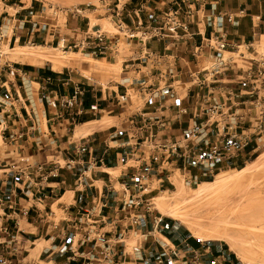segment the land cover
<instances>
[{"label":"crops","instance_id":"0c3cea01","mask_svg":"<svg viewBox=\"0 0 264 264\" xmlns=\"http://www.w3.org/2000/svg\"><path fill=\"white\" fill-rule=\"evenodd\" d=\"M175 1L97 0L68 8L43 0H0V226L10 232L13 264H98L89 262V256L114 241L134 212L121 198L128 173L148 160L158 164L148 168L161 180L155 171L164 159L148 141L150 134L170 128L180 138L192 125L191 113L179 114L181 108L190 111L193 102L195 88L187 71L212 61L201 54L196 63L193 47L216 33L238 47L264 35V0H211L193 13L187 32L177 28L178 36L165 33L144 42L140 30L153 25ZM50 6L60 11L53 13ZM115 8L139 38L123 49V78L110 91L76 82L44 64L2 58L4 47L20 43L66 46L87 28L102 29L100 22H90L94 12L97 21L113 23ZM239 10L243 13L227 21L226 14ZM143 49L162 62L147 58ZM121 87L124 95L118 93ZM62 99L67 100L63 112ZM19 130L24 135L12 140ZM39 164L45 171L56 166L57 175L41 179L33 172ZM24 170L31 172L29 177ZM38 235L43 240L38 260L27 254L20 258L18 244L37 241ZM3 236L0 232V242ZM132 236L135 242L129 246ZM221 241L199 240L172 218L147 213L125 233L124 243L115 245L114 261L154 264L161 259L170 264L171 258L192 264L196 251L203 264H246Z\"/></svg>","mask_w":264,"mask_h":264},{"label":"rangeland","instance_id":"374dc122","mask_svg":"<svg viewBox=\"0 0 264 264\" xmlns=\"http://www.w3.org/2000/svg\"><path fill=\"white\" fill-rule=\"evenodd\" d=\"M43 1L68 8L75 6L80 2L97 3V0ZM90 8H92V5ZM96 14L97 12H94L89 15L91 24L100 22L104 32L109 34L116 32L113 23H110L108 19L97 21L95 18ZM62 18L63 16L58 17L59 22H61ZM20 46L23 47L22 50L19 48ZM16 47L19 49L16 50ZM125 47L126 44L122 39L118 55L115 57L114 61L113 58L104 59L100 57H91L83 52H78L77 50L71 51L62 44L58 46L57 44H53L51 46L49 43L45 44L43 41H37L35 43H20L15 44L14 46L10 45V49L5 47L6 49H2L5 53L2 55V58L12 62V60H16L13 54L19 52V50L23 52L44 53L48 58L51 57L50 59L59 60L60 62L59 65L54 67L51 62L45 60L40 63L44 64L45 67H50L53 70L67 73L68 76L73 80H76V82H89L92 86L110 91L112 90L111 87L113 85L122 81L123 77L120 64L124 56L122 51ZM11 49H14L15 51ZM230 50L232 53H222L223 59L230 58L231 63L227 62L225 69L221 70L220 73H214V76L207 80V84L212 91L208 93V96L205 95L206 101L202 102L201 99L197 100V103H203V106L207 105V103L210 104L214 107L215 111L213 113L209 112L208 115L204 113L206 111H202V116L197 119V123L206 121L208 117L210 118L209 122L219 121V133L223 135L225 131L228 130L225 129L224 126L230 124L231 116L238 119L240 116H244L243 119L245 122L242 127L246 134L252 133L254 138L252 143H250V146L245 148L244 151H235L234 147H237L239 144L238 141H234L233 146H230L229 148L228 157L220 160L219 163L214 166L206 167L207 169H210V171H206L205 174H203L204 167L200 166L199 168L194 166L190 161L183 162L177 159L173 154H169L165 148L160 146L158 149V155L164 160L163 163L159 162L161 168L155 171V173H159L157 178L161 180L157 181L154 176H150V179L143 183L145 185V190L140 188L126 192H124V190L121 191L126 193V199L128 198L129 202L131 200V197L129 196L131 195H135L138 200H141L140 205L136 209H131L132 207L130 208L132 212L133 210L134 212H144L145 206L148 205V213L166 216L161 212V208H165L166 210L169 207L175 206L177 208L179 207V212L180 214L182 213L181 215L185 220L189 223L193 222L194 225L196 224L194 226L191 223L194 228L208 231L213 223L215 225L216 223L218 225H225L228 231H230V234H232L233 230V237L235 239L241 242L244 240V242H247L249 240V242L253 243L252 252L250 254L252 256L253 253L254 258H259L261 254L258 244H261L258 242H261L262 245L264 244V129L261 132H259L257 128L254 130L253 125L255 124L253 123V116L255 111L252 108V105H250V101L254 99V95L247 93L249 82L242 78V76H244L246 70L250 66L254 67L260 62H264V35H257L249 44ZM66 54L72 58L71 61L64 59ZM216 62L217 60L215 59L207 61L203 66H208L210 69L212 66H215L213 64H216ZM30 64L36 65L38 63ZM212 80L216 81L212 82ZM207 90L208 88L205 87L200 92L201 94H207ZM118 93L124 95L122 87L121 89L118 88ZM119 100H123V98L120 97ZM121 102L124 103V101ZM102 120H107V116L105 115ZM100 122L102 121L97 122V124ZM42 124L44 126L43 120ZM214 124L215 123H213V125ZM213 125L209 127L210 137H215L214 132L216 128H214ZM192 127L193 124L190 128ZM185 129H187V127ZM228 131L229 133H227L226 136L231 135L233 132L232 129H229ZM177 135L179 134L171 131L170 128H163L161 133L158 136L156 135L155 138L167 139L169 142H177L183 146L186 141L182 140L181 137L176 138ZM156 139L151 141L155 143ZM188 141H193L195 144V139L190 138ZM201 152L204 156L208 155L207 150L204 148L201 149ZM154 166L157 168L158 164L155 163ZM154 166L153 163L149 164V161L146 160L143 162V166L139 163L136 167H133V170L128 174L135 172L136 168L145 171L146 169H149L148 167L152 168ZM241 168L244 169L243 172L238 173L237 170ZM151 172H153V169H150V173ZM217 173H223L225 177L229 175V182L225 181L220 184L217 182L216 184L206 186V194H198L195 192L196 188L201 185V182L214 181L216 178L214 176H216ZM195 174L196 177L194 176ZM232 176H236L237 180L235 177L230 179ZM168 217L179 222L181 226L190 233L187 225L180 222V218ZM35 238H39V240H31L27 243L20 242L18 244L20 258L27 254L32 260H38L35 256L37 255L39 248L43 246V240L39 235ZM250 239L252 241H250ZM134 242L135 239L133 236L127 241L129 246L133 245ZM244 248L245 246H241L242 252H246ZM13 252L14 251L12 250V253ZM11 258H14V254L11 255ZM25 264L34 263H31L28 260L25 261ZM35 264H44V262H36ZM260 264H264V262Z\"/></svg>","mask_w":264,"mask_h":264},{"label":"built area","instance_id":"2783aa9c","mask_svg":"<svg viewBox=\"0 0 264 264\" xmlns=\"http://www.w3.org/2000/svg\"><path fill=\"white\" fill-rule=\"evenodd\" d=\"M208 1L211 0L175 1L174 6L168 10H164L156 18V22L153 25L147 27L144 30H140V38L145 42L152 38L160 39L165 33L178 36L177 28L187 32L189 19L193 16V13ZM50 9L53 11V13L60 11L59 8L54 6H50ZM237 13L241 14L243 13V10H239L236 13L226 14L227 21H232ZM112 16L115 17L113 24L116 30V32L113 34L104 32L100 27L87 28L85 31L76 36L73 42L64 47L71 51L77 50L78 52H83L87 56L91 57H100L104 59L114 58L118 55L122 39L127 45L138 36H136V33L131 30L120 18V10L118 8H115V10L112 11ZM235 48L237 49L238 46L230 44L226 39V35L219 33L202 38L201 42L193 47V56L196 63H198L199 56L201 54H204L210 60L215 59L217 62L216 64H213L215 66H212L210 69L208 66L201 65L187 71L188 78L195 89L192 95L193 102L189 107L190 111H188L186 108H181L179 111L180 115L191 113L193 127H188L185 129L183 135L181 136L182 140L186 141V143L181 146V144L177 142H169L167 139H156V134L152 133L148 138L149 141L156 139L154 143V149L158 150L161 146L162 148H165L169 154H173L177 157V159L183 162L190 161L194 166L199 168L200 166L204 167L203 174H205L206 171H210V169H207L206 167L214 166L219 163L220 160L228 157L229 148L230 146H233L234 141H238L239 144L237 147H234L235 151H244L245 148L249 147L250 143H252L254 140L253 134H246L244 128L242 127L245 122L243 119L244 116H240L239 119L231 116L230 124L224 126L225 129H232L233 132L229 136H226V134L229 133L228 130H226L223 135L219 133V121L209 122L210 118L208 117L206 121L197 123V119L201 118L202 116V111H206L204 112L206 115H208L209 112L213 113L215 111L214 107H212L207 102V105L203 106V103L198 104L197 100L201 99L202 102L206 101L205 95L208 96V93L212 91L207 84V80L212 78L214 73H220L221 70L225 69L227 62L231 63L230 58L223 59L222 52L232 53L230 49ZM143 53L152 61L162 62V58L158 55L150 53L145 49H143ZM177 72L180 74L181 69L177 70ZM242 78L249 82V89L247 93L254 95V99L250 101V105H252V108L255 111L253 116V123L255 124L253 125L254 130L257 128V130L261 132L264 129V62H260L254 67L250 66ZM214 81L216 80H212V82ZM205 87L208 88L207 94H201L200 91ZM80 91L81 89L77 88V93ZM70 98H75V95L71 96ZM61 104L63 107L61 112H63L64 108L67 106V100L62 99ZM69 122L73 124V118H69ZM213 123L215 124L213 125ZM211 125L216 128L214 132L215 137L209 136V127H211ZM23 135L24 132L19 130L16 131L11 136V138L12 140H16L21 138ZM190 138L195 139V144L193 141H188ZM203 148L207 150V156H204V154L201 152V149ZM33 172L40 174L41 179H46L48 176L55 177L57 175V167L53 166L48 171H45L44 165L39 164L33 168ZM23 174L26 177H29L31 172L24 170ZM150 176V169L141 171L136 168L135 172L131 173L128 178L122 182V190H124V192L140 188L145 190V185L143 183H145L144 181H148ZM194 176L196 177V174ZM29 191V188H24L25 193H28ZM124 192H122V198L127 200L125 203L136 209L140 205L141 200H138L135 195H131L129 196L131 197L129 202L128 198L125 199L126 193ZM148 212V205L145 206L144 212H133V214L129 216V221L123 228V231L119 233L117 238L112 242H106L100 246L98 250L89 256L88 261L98 264H115V245L119 242L124 243L125 233H127L132 227L138 225L141 219H143ZM0 232L4 234V240L0 242V244H4V247L0 249V264H13V260L11 258V255H13V248L11 246L10 232L3 226H0ZM169 261L170 264H177L176 260L174 259L169 258ZM190 261L192 264H203L200 254L196 251L192 253V258ZM161 263L162 260L158 259L154 264Z\"/></svg>","mask_w":264,"mask_h":264},{"label":"bare ground","instance_id":"6f19581e","mask_svg":"<svg viewBox=\"0 0 264 264\" xmlns=\"http://www.w3.org/2000/svg\"><path fill=\"white\" fill-rule=\"evenodd\" d=\"M37 47H39V46H37ZM19 48H21V50H22L23 47L20 46ZM19 48H17L16 50H18ZM11 50L15 51L14 49H11ZM2 52H3V50H2ZM43 54H41V53H32V52H23V51L19 50V52H17V53L15 52L13 54V56H14V58L16 60L27 61L29 63H38V64H40V63H42V62H44L46 60V61L51 62L54 67L60 64L59 60L50 59L51 57L48 58L45 54L44 55ZM66 56H69V55L66 54ZM66 56L64 57L65 60H67V61H71L72 60V58L70 56L69 57H66ZM61 64H62V61H61ZM243 170L244 169L241 168V169L237 170V172L238 173H242ZM223 173H220V174L217 173L216 176H214V177H216L214 181L212 180V181H203V182H201V185H199V187L196 188L195 192H197L198 194H206V186H208V185L210 186V185L216 184L217 182L219 184L221 182H225V181L229 182V178H228L229 175L227 177H225V175ZM234 177L236 178V176H234ZM234 177L232 176V178H230V179H233ZM236 180H237V178H236ZM236 180H234V181H236ZM161 212H163L166 216H171L173 218H176V217L180 218L181 219L180 222L185 223L187 225L188 230L190 231L192 236L197 238V239H199V240H222V241L226 242L228 244L229 248L236 254V256L239 258V260L242 261L243 263H246V264H255V263L256 264H260V263L264 262V244L262 245L261 242H258V243L261 244V245L258 244V247L260 248V254L261 255L259 256V258H254L253 257V253H252V256L250 254L252 252L253 243L249 242V240L247 242H244L245 240L241 242V241L235 239L233 237L234 236L233 235L234 234L233 230H232V234H230V231H228V229H227V227L225 225H218L217 223L215 225L213 223L214 225L211 224V228L209 229L210 230L209 231L208 228H207L208 227L207 226L208 224H207L206 225L207 227L206 226L205 227L207 228L208 231H204L203 229L201 230V229L194 228L192 226V225H194L193 222H191L192 223V225H191V223H189L187 220H185V218L181 215L182 213L180 214V212H179V207L178 208L175 207V206L174 207H169L166 210H165V208H163V209L161 208ZM183 213H185V212H183ZM219 223H221V222H219ZM235 237H236V235H235ZM250 241H252V240L250 239ZM254 241H255V239H254ZM241 246H245L244 249H245L246 252H244V251L242 252L241 251ZM254 246H257V245H254Z\"/></svg>","mask_w":264,"mask_h":264}]
</instances>
